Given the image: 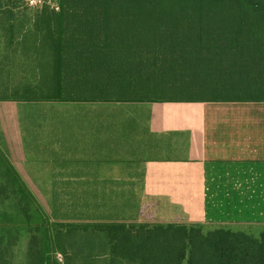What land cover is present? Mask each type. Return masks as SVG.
<instances>
[{
    "label": "trees",
    "instance_id": "16d2710c",
    "mask_svg": "<svg viewBox=\"0 0 264 264\" xmlns=\"http://www.w3.org/2000/svg\"><path fill=\"white\" fill-rule=\"evenodd\" d=\"M16 1L0 0L3 60L28 62L33 76L24 79L50 88L30 99L10 81L0 100L195 101L204 100L195 97L203 89L213 94L207 100H264V0H193L237 8L210 23L148 12V0H60L58 11L27 5L32 14H18ZM6 201L12 212L1 207ZM35 214L41 222L29 264H58L57 253L64 264H264V232L100 221L53 226L0 146V222Z\"/></svg>",
    "mask_w": 264,
    "mask_h": 264
},
{
    "label": "crops",
    "instance_id": "0c3cea01",
    "mask_svg": "<svg viewBox=\"0 0 264 264\" xmlns=\"http://www.w3.org/2000/svg\"><path fill=\"white\" fill-rule=\"evenodd\" d=\"M0 146L96 221L264 229V100H0Z\"/></svg>",
    "mask_w": 264,
    "mask_h": 264
},
{
    "label": "rangeland",
    "instance_id": "374dc122",
    "mask_svg": "<svg viewBox=\"0 0 264 264\" xmlns=\"http://www.w3.org/2000/svg\"><path fill=\"white\" fill-rule=\"evenodd\" d=\"M46 0H43L44 2ZM12 2V1H11ZM148 3L144 6L148 12H160V13H179L184 16L196 17L199 23L200 19L205 20V22L213 20V18L221 19L224 14L229 10L230 12H234V14L238 13L237 8H227L224 5H211L209 3L203 4L201 6L199 3H193V0H148ZM150 2V4H149ZM16 11L18 14L26 13L32 14L33 10L28 9L26 0H17L16 1ZM60 0H47V5L56 11L59 10ZM126 4V3H124ZM130 11L140 12L142 11L139 5L126 4ZM145 9H143L145 11ZM2 22H0L1 25ZM194 32V30H193ZM197 32V30L195 31ZM198 32L196 36H198ZM6 41V36L4 31L0 27V93L6 92V85L12 81L15 86V89L19 92H27L25 95H31L29 98H43L44 94H49L48 90L50 85L46 84V82H38V81H29L24 79L27 76H33L32 67L25 66L26 63L22 59L20 62V58L13 65H8L4 60V56L2 55V46ZM199 43V42H197ZM188 44V43H187ZM29 71V72H27ZM37 84H43L42 87H37ZM23 94V93H21ZM88 92L79 91L75 95H85ZM203 96L204 100H207L212 97L213 94L209 92L207 89L197 90L195 93V97ZM194 97V95H193ZM50 203L46 201V199H41L39 204L43 211H45L46 215L51 220L53 226H58L59 223L65 224H76V225H93L96 221L94 217L95 213L89 214V211L82 209L81 203H73L70 199H67L70 195L66 194H47ZM61 196L63 200L61 203H57L55 198ZM9 201L2 204V208L7 209L12 212L13 209L10 208ZM40 217L38 214L34 215V218L31 221L17 220L15 222H0V233L4 235V239L1 241L0 245L2 248L3 254V264H29V260L27 259V250L29 246V242L31 236L36 232V229L40 225ZM135 223V222H132ZM140 223V222H139ZM216 228V227H214ZM226 228V227H225ZM210 229H213L211 227ZM230 229V228H229ZM244 232L248 234H252L255 236L260 235L264 232L262 227L251 226L243 228ZM206 230H209L208 228ZM236 231H240L235 229ZM242 231V230H241ZM95 251V248H93ZM58 264H64V255L62 253H57Z\"/></svg>",
    "mask_w": 264,
    "mask_h": 264
},
{
    "label": "built area",
    "instance_id": "2783aa9c",
    "mask_svg": "<svg viewBox=\"0 0 264 264\" xmlns=\"http://www.w3.org/2000/svg\"><path fill=\"white\" fill-rule=\"evenodd\" d=\"M27 4L30 6H41L45 3H47V0L42 2L43 0H26Z\"/></svg>",
    "mask_w": 264,
    "mask_h": 264
}]
</instances>
